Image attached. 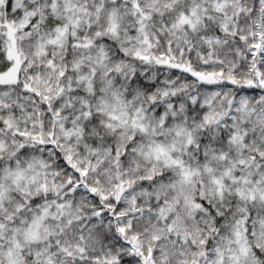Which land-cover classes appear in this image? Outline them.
I'll list each match as a JSON object with an SVG mask.
<instances>
[{
	"label": "snow or ice",
	"instance_id": "6c2138e0",
	"mask_svg": "<svg viewBox=\"0 0 264 264\" xmlns=\"http://www.w3.org/2000/svg\"><path fill=\"white\" fill-rule=\"evenodd\" d=\"M0 264H264V0H0Z\"/></svg>",
	"mask_w": 264,
	"mask_h": 264
}]
</instances>
